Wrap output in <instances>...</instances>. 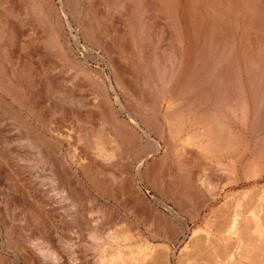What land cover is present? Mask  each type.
<instances>
[{
  "label": "bare ground",
  "instance_id": "1",
  "mask_svg": "<svg viewBox=\"0 0 264 264\" xmlns=\"http://www.w3.org/2000/svg\"><path fill=\"white\" fill-rule=\"evenodd\" d=\"M0 264H264V0H0Z\"/></svg>",
  "mask_w": 264,
  "mask_h": 264
},
{
  "label": "rangeland",
  "instance_id": "2",
  "mask_svg": "<svg viewBox=\"0 0 264 264\" xmlns=\"http://www.w3.org/2000/svg\"><path fill=\"white\" fill-rule=\"evenodd\" d=\"M73 27H76V25L74 24L73 25ZM82 55V56H81ZM83 57V53H80V55H79V57ZM95 56V55H94ZM94 56H91L88 60H89V64L90 65H92V67H94V68H100V71H105V73L108 75V76H110V74H111V72H110V69H109V67H108V65H107V63H105V62H103L102 60H100V59H95V57ZM102 61V62H101ZM95 62V63H94ZM98 68V69H99ZM102 68V69H101ZM95 74H93V76H94ZM98 75L96 74L95 76H94V78L95 79H99V76L97 77ZM103 79V78H102ZM102 79L100 78V80L102 81ZM91 89V90H90ZM94 88L93 87H90L89 89H87V91L85 90V95H91L90 93H93L94 92ZM115 105V104H114ZM68 143L65 145V150H67L68 149ZM184 217L186 218V219H188L189 220V217H187L186 215H184ZM163 251H165V250H163ZM166 254L165 253H163L162 252V256H165Z\"/></svg>",
  "mask_w": 264,
  "mask_h": 264
}]
</instances>
